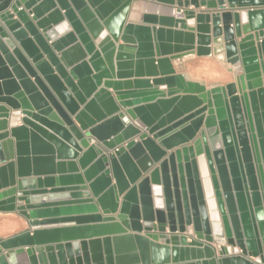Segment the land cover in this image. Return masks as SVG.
I'll use <instances>...</instances> for the list:
<instances>
[{"label": "water", "instance_id": "obj_1", "mask_svg": "<svg viewBox=\"0 0 264 264\" xmlns=\"http://www.w3.org/2000/svg\"><path fill=\"white\" fill-rule=\"evenodd\" d=\"M0 118V264H264V0H0Z\"/></svg>", "mask_w": 264, "mask_h": 264}, {"label": "crops", "instance_id": "obj_2", "mask_svg": "<svg viewBox=\"0 0 264 264\" xmlns=\"http://www.w3.org/2000/svg\"><path fill=\"white\" fill-rule=\"evenodd\" d=\"M157 5H161L156 2ZM190 9H192L191 6H189ZM240 8L235 7L232 9L233 11H237ZM129 20L126 19L125 23H127ZM139 23V22H134ZM152 26L151 24H145ZM174 29V28H172ZM165 43H168L167 40L164 41ZM117 43H120L118 41ZM170 44H173V42H169ZM172 66L174 68L175 74L179 75L183 79V84L185 87V93L186 94H195L199 93L202 90L209 89L213 86H224L232 81H234V75L231 71L230 65L225 61L223 52H217L212 54L211 56H205V57H199L194 54L187 55L185 57H182L180 59L172 60ZM134 77V76H133ZM151 78V77H150ZM134 79V78H130ZM158 90L160 91H166L167 87L166 85H160L156 86ZM108 91L112 92L111 89H108ZM113 98L115 97L112 94ZM115 99V98H114ZM117 103V101L115 100ZM120 108V113H122L124 110L123 108ZM125 119L126 116L124 117ZM4 121V125L0 123V133H2L7 127V129L10 128L9 125V119L8 118H0V122ZM20 122L18 123V125ZM4 127V128H3ZM94 141V140H92ZM92 142H90L91 144ZM60 161L57 160L54 163V169H56V176L62 171L60 167L58 166V163ZM69 168L67 165L64 166V171H68ZM55 176V175H54ZM56 186H58V183L56 181ZM75 201L73 199L69 200H63V202H72ZM62 200H56L55 203H61ZM69 207H73V204H69ZM85 211V210H84ZM71 214L69 217H78V216H88L89 214H83L78 213L74 210L70 211ZM74 225H76V221L71 222ZM83 225H93V223L90 222V220H85ZM30 227L28 225V221L20 215L17 211H0V239H7L10 238L16 234L22 233L24 231L29 230ZM93 235V234H90Z\"/></svg>", "mask_w": 264, "mask_h": 264}, {"label": "built area", "instance_id": "obj_3", "mask_svg": "<svg viewBox=\"0 0 264 264\" xmlns=\"http://www.w3.org/2000/svg\"><path fill=\"white\" fill-rule=\"evenodd\" d=\"M251 259H253L254 261H256V262L260 263V260H259V258H258V257H257V258H251Z\"/></svg>", "mask_w": 264, "mask_h": 264}, {"label": "bare ground", "instance_id": "obj_4", "mask_svg": "<svg viewBox=\"0 0 264 264\" xmlns=\"http://www.w3.org/2000/svg\"><path fill=\"white\" fill-rule=\"evenodd\" d=\"M31 16V15H30Z\"/></svg>", "mask_w": 264, "mask_h": 264}]
</instances>
